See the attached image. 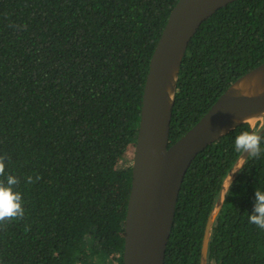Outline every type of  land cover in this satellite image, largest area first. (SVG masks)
<instances>
[{
    "label": "trees",
    "instance_id": "trees-1",
    "mask_svg": "<svg viewBox=\"0 0 264 264\" xmlns=\"http://www.w3.org/2000/svg\"><path fill=\"white\" fill-rule=\"evenodd\" d=\"M179 1L0 0V155L24 207L23 218L0 222V264H123L132 166L120 167L135 148L150 62ZM263 63L264 0H237L206 20L181 66L169 146ZM260 125L238 127L193 161L165 264H200L208 219L242 156L234 137ZM256 189L264 190V153L234 178L208 264H264V229L248 220Z\"/></svg>",
    "mask_w": 264,
    "mask_h": 264
},
{
    "label": "water",
    "instance_id": "water-1",
    "mask_svg": "<svg viewBox=\"0 0 264 264\" xmlns=\"http://www.w3.org/2000/svg\"><path fill=\"white\" fill-rule=\"evenodd\" d=\"M235 1L180 0L156 46L134 148L123 264H165L179 193L193 161L238 127H255L264 120L263 63L235 81L189 132L169 146L177 85L189 44L206 20ZM244 156L225 180L208 219L200 264H208L212 227L234 178L247 160V154Z\"/></svg>",
    "mask_w": 264,
    "mask_h": 264
},
{
    "label": "clouds",
    "instance_id": "clouds-1",
    "mask_svg": "<svg viewBox=\"0 0 264 264\" xmlns=\"http://www.w3.org/2000/svg\"><path fill=\"white\" fill-rule=\"evenodd\" d=\"M220 135L223 136V133L221 132ZM262 145H264V132L243 130L234 137V149L244 158V154H247V158H259L264 153ZM6 159L5 155H0V177H5ZM19 182V179L11 174L0 180V222L24 216L22 193L15 190ZM27 182L33 183L31 176L27 177ZM248 220L249 223L264 229V190L256 189L252 213L248 214Z\"/></svg>",
    "mask_w": 264,
    "mask_h": 264
},
{
    "label": "rangeland",
    "instance_id": "rangeland-1",
    "mask_svg": "<svg viewBox=\"0 0 264 264\" xmlns=\"http://www.w3.org/2000/svg\"><path fill=\"white\" fill-rule=\"evenodd\" d=\"M259 123L261 124V125L259 126V129H260V128H262V127L264 126V120L260 121ZM133 159H134V150L131 151L130 155L124 159V161L122 162V165H121L120 168H121V169H125L126 166L129 165V162H130V164H131V166H132V164H133Z\"/></svg>",
    "mask_w": 264,
    "mask_h": 264
}]
</instances>
